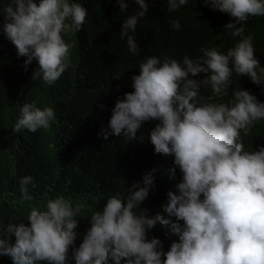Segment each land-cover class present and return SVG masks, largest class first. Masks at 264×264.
Segmentation results:
<instances>
[{
	"label": "clouds",
	"instance_id": "1",
	"mask_svg": "<svg viewBox=\"0 0 264 264\" xmlns=\"http://www.w3.org/2000/svg\"><path fill=\"white\" fill-rule=\"evenodd\" d=\"M195 3L223 13L228 46L180 30L175 11ZM263 20L264 0H0V173L24 200L35 169L73 190L46 189L0 256L264 264V40L245 27Z\"/></svg>",
	"mask_w": 264,
	"mask_h": 264
},
{
	"label": "trees",
	"instance_id": "2",
	"mask_svg": "<svg viewBox=\"0 0 264 264\" xmlns=\"http://www.w3.org/2000/svg\"><path fill=\"white\" fill-rule=\"evenodd\" d=\"M222 14L223 13L219 11L215 13L206 11L196 3L190 4L188 7L179 9L174 13L175 19H179L180 21V30H204L209 32V35L214 38L216 37L221 44L228 46L231 43V38L224 32L226 29L223 27L224 18ZM245 27L256 41L264 40V20L247 23ZM168 43L169 40L160 41V45L163 48H166ZM184 54H192V49L187 45H177L176 56L181 57ZM8 142L11 152L21 151L22 156H24L25 152L28 150L24 144L26 146L32 144L35 146L33 151L35 156L40 157L43 162L50 163L52 161L51 154L45 152L44 149L40 147L43 141L37 144L32 136H26L24 144L15 137H9ZM46 172L47 168H41L32 170L26 174V176H31L33 178L35 185V187L29 185V194L33 197L32 200H24L22 198V194L19 190V176H14L8 167L0 173V233L4 231L9 223H24L27 225L28 221L26 216L31 208H43L46 204L47 199L42 195L46 189L55 187L69 192L73 191L67 184V179L69 177L68 173H56L52 178H42ZM58 192L59 191H57V193ZM79 193L85 200L83 194L81 192ZM69 201L72 206L75 207L72 200ZM101 204V200L97 199V203L94 204L93 207H96V210H98ZM9 239L11 240L14 238L9 237ZM0 264H11V259L6 256H0Z\"/></svg>",
	"mask_w": 264,
	"mask_h": 264
}]
</instances>
